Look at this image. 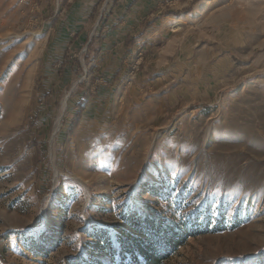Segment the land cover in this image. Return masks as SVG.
Returning <instances> with one entry per match:
<instances>
[{
  "label": "rangeland",
  "instance_id": "1",
  "mask_svg": "<svg viewBox=\"0 0 264 264\" xmlns=\"http://www.w3.org/2000/svg\"><path fill=\"white\" fill-rule=\"evenodd\" d=\"M149 8L0 0V264H264V0Z\"/></svg>",
  "mask_w": 264,
  "mask_h": 264
},
{
  "label": "crops",
  "instance_id": "2",
  "mask_svg": "<svg viewBox=\"0 0 264 264\" xmlns=\"http://www.w3.org/2000/svg\"><path fill=\"white\" fill-rule=\"evenodd\" d=\"M172 1L174 0H127V4L130 5V9L135 8L134 11L137 13V15H144L146 14L145 12H149L148 11L150 10L149 7H151L152 5H155V7H158L160 5H163V2L165 4H171ZM128 20H130V18H128Z\"/></svg>",
  "mask_w": 264,
  "mask_h": 264
},
{
  "label": "trees",
  "instance_id": "3",
  "mask_svg": "<svg viewBox=\"0 0 264 264\" xmlns=\"http://www.w3.org/2000/svg\"><path fill=\"white\" fill-rule=\"evenodd\" d=\"M145 263L144 264H160L161 257L153 254L144 253Z\"/></svg>",
  "mask_w": 264,
  "mask_h": 264
},
{
  "label": "bare ground",
  "instance_id": "4",
  "mask_svg": "<svg viewBox=\"0 0 264 264\" xmlns=\"http://www.w3.org/2000/svg\"><path fill=\"white\" fill-rule=\"evenodd\" d=\"M66 97H64V99L62 100V103L60 104L61 105V107H60V112H62V111H64V109L66 108V104H67V102H66ZM68 100V99H67ZM61 116V115H60ZM58 118V117H57ZM57 122H58V120H57ZM56 122V124H54L55 125V128H54V130H57V123ZM58 173V172H57Z\"/></svg>",
  "mask_w": 264,
  "mask_h": 264
}]
</instances>
